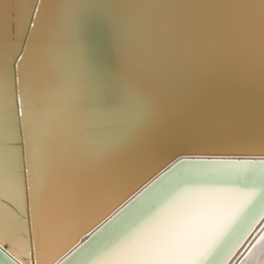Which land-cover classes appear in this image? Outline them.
I'll use <instances>...</instances> for the list:
<instances>
[{"label": "snow or ice", "instance_id": "snow-or-ice-1", "mask_svg": "<svg viewBox=\"0 0 264 264\" xmlns=\"http://www.w3.org/2000/svg\"><path fill=\"white\" fill-rule=\"evenodd\" d=\"M13 2L0 7V264H226L264 215V132L232 146L260 159L177 151L160 169L190 67H264V0H56L47 34L51 0ZM91 17L118 72L86 36Z\"/></svg>", "mask_w": 264, "mask_h": 264}, {"label": "water", "instance_id": "water-1", "mask_svg": "<svg viewBox=\"0 0 264 264\" xmlns=\"http://www.w3.org/2000/svg\"><path fill=\"white\" fill-rule=\"evenodd\" d=\"M195 5L198 0H187ZM259 9V0H252ZM11 11L13 0L0 5ZM189 13L204 11L195 6ZM56 25V0H51L47 13L41 18V32L47 34ZM85 33L94 46L97 56L115 72L120 70L119 57L113 47L111 34L98 18L86 21ZM264 132V67L243 56L202 59L185 73L177 92V111L171 140L160 169L170 167L179 159L177 151L192 159L256 160L260 155L235 149L243 141ZM198 145V146H197ZM159 175V172L156 173ZM155 179V175L151 177ZM150 182V181H149ZM134 194V193H133ZM264 232V215H260L240 243L239 252L229 256V264H240L249 253L250 242ZM86 238V236H85ZM252 249V248H251ZM243 254V255H242ZM228 257V258H229ZM3 258H0L2 260Z\"/></svg>", "mask_w": 264, "mask_h": 264}, {"label": "bare ground", "instance_id": "bare-ground-1", "mask_svg": "<svg viewBox=\"0 0 264 264\" xmlns=\"http://www.w3.org/2000/svg\"><path fill=\"white\" fill-rule=\"evenodd\" d=\"M238 247L239 248L235 251L234 255H236L239 252L242 246H238ZM233 256L231 258L230 257L227 258L226 264H229L231 262ZM241 262L242 264H264V232L257 239L255 243V247H252V249L249 251V253L245 256V258Z\"/></svg>", "mask_w": 264, "mask_h": 264}]
</instances>
